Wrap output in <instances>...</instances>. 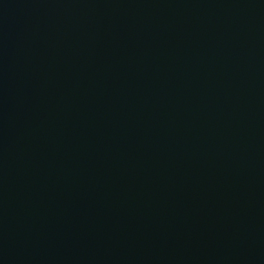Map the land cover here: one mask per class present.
Returning <instances> with one entry per match:
<instances>
[{
    "label": "water",
    "instance_id": "95a60500",
    "mask_svg": "<svg viewBox=\"0 0 264 264\" xmlns=\"http://www.w3.org/2000/svg\"><path fill=\"white\" fill-rule=\"evenodd\" d=\"M0 264H264V0H0Z\"/></svg>",
    "mask_w": 264,
    "mask_h": 264
}]
</instances>
